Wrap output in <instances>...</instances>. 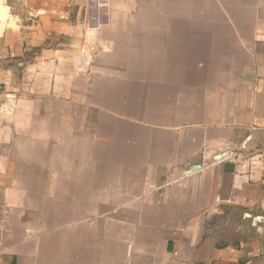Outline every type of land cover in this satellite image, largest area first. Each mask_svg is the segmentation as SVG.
Masks as SVG:
<instances>
[{
  "label": "crops",
  "instance_id": "crops-1",
  "mask_svg": "<svg viewBox=\"0 0 264 264\" xmlns=\"http://www.w3.org/2000/svg\"><path fill=\"white\" fill-rule=\"evenodd\" d=\"M28 11L30 43L0 33V264H264V0Z\"/></svg>",
  "mask_w": 264,
  "mask_h": 264
},
{
  "label": "rangeland",
  "instance_id": "rangeland-1",
  "mask_svg": "<svg viewBox=\"0 0 264 264\" xmlns=\"http://www.w3.org/2000/svg\"><path fill=\"white\" fill-rule=\"evenodd\" d=\"M28 1L29 0H1V2L3 3L4 7L7 8V19L5 22H3V26H2V30L3 28H7L8 26H10L11 29L16 28L15 24L18 21V17L22 18V25L24 26L21 30V35L22 38L26 41V42H31L34 34H36L37 32L35 30L30 29L32 27V25H37V18H34L33 16H31L30 14H32V12L28 11ZM2 30L0 31V33L2 32ZM17 30V29H15ZM42 44L40 45V47H32L31 45L28 47V52L29 53H37L36 51L38 49L41 48H47V47H59V48H63V45H65L67 43L65 37L60 36V35H56V34H46L43 39H41ZM1 51V50H0ZM0 63L1 61L4 59L2 58V55L0 53ZM3 64V63H1ZM19 75L17 74V79H18Z\"/></svg>",
  "mask_w": 264,
  "mask_h": 264
},
{
  "label": "bare ground",
  "instance_id": "bare-ground-1",
  "mask_svg": "<svg viewBox=\"0 0 264 264\" xmlns=\"http://www.w3.org/2000/svg\"><path fill=\"white\" fill-rule=\"evenodd\" d=\"M7 19V8L4 7L3 3L0 0V31L2 30V24Z\"/></svg>",
  "mask_w": 264,
  "mask_h": 264
},
{
  "label": "built area",
  "instance_id": "built-area-1",
  "mask_svg": "<svg viewBox=\"0 0 264 264\" xmlns=\"http://www.w3.org/2000/svg\"><path fill=\"white\" fill-rule=\"evenodd\" d=\"M220 200L218 198L215 199V203H219Z\"/></svg>",
  "mask_w": 264,
  "mask_h": 264
},
{
  "label": "water",
  "instance_id": "water-1",
  "mask_svg": "<svg viewBox=\"0 0 264 264\" xmlns=\"http://www.w3.org/2000/svg\"><path fill=\"white\" fill-rule=\"evenodd\" d=\"M222 158V157H221ZM198 169V167H196V168H194V170H197Z\"/></svg>",
  "mask_w": 264,
  "mask_h": 264
},
{
  "label": "trees",
  "instance_id": "trees-1",
  "mask_svg": "<svg viewBox=\"0 0 264 264\" xmlns=\"http://www.w3.org/2000/svg\"><path fill=\"white\" fill-rule=\"evenodd\" d=\"M39 50V49H38Z\"/></svg>",
  "mask_w": 264,
  "mask_h": 264
}]
</instances>
